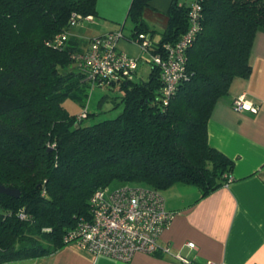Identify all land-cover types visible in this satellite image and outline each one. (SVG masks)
Segmentation results:
<instances>
[{"label": "trees", "instance_id": "obj_1", "mask_svg": "<svg viewBox=\"0 0 264 264\" xmlns=\"http://www.w3.org/2000/svg\"><path fill=\"white\" fill-rule=\"evenodd\" d=\"M151 2L131 0L130 35L122 34L131 42L144 35L150 55L183 36L192 5H199L183 76L167 103L161 70L150 59L147 79L136 69L106 85L77 59L93 38L108 34L89 38L85 49L70 34L73 17L78 24L98 16L97 0H0V184L20 194L0 193V264L65 246L64 234L90 219L96 189L128 184L161 192L182 183L206 195L232 180L233 160L208 143L207 124L234 78L250 74L264 0H170L157 41L143 17ZM62 33L66 39L54 46ZM95 85L117 87L123 109L88 124L87 111L71 115L60 101L85 106Z\"/></svg>", "mask_w": 264, "mask_h": 264}, {"label": "crops", "instance_id": "obj_2", "mask_svg": "<svg viewBox=\"0 0 264 264\" xmlns=\"http://www.w3.org/2000/svg\"><path fill=\"white\" fill-rule=\"evenodd\" d=\"M130 2L97 0L98 16L87 17L86 22L70 29L77 45L85 49L89 38L122 30ZM151 5L143 14L151 8L147 14L152 24L163 30L169 2L158 8ZM116 46L132 56L131 45L118 41ZM249 61V76L234 78L228 93L214 104L207 124L208 143L233 160L232 180L206 195L195 185L182 183L161 191L165 209L173 212V217L159 242L194 263L264 264V29L256 32ZM238 96H243L246 105L251 104L255 111L233 108L232 101ZM190 241L194 242V249L186 246ZM3 264L182 263L170 254L141 252L129 261L115 260L69 243L49 255Z\"/></svg>", "mask_w": 264, "mask_h": 264}, {"label": "built area", "instance_id": "obj_3", "mask_svg": "<svg viewBox=\"0 0 264 264\" xmlns=\"http://www.w3.org/2000/svg\"><path fill=\"white\" fill-rule=\"evenodd\" d=\"M198 11L199 5L194 3L189 11L190 26L177 42L166 45L162 54H149V59L161 70L164 103H167L178 80L183 76L185 49L197 31ZM71 24L77 25L74 17ZM66 35L62 33L56 36L54 46H60ZM121 36L122 32L118 30L93 38L87 51L77 56L78 60L89 67L94 81L99 85L109 84L119 78L130 79L138 67L137 58L116 49ZM134 43L147 53L151 42L140 34ZM232 106L237 110L255 111L251 104L246 105L243 96L236 97ZM89 209L90 219L80 221L64 234L63 241L66 244L75 243L95 255L121 261H129L135 253L141 252L150 255L170 254L182 264H196L179 253H172L169 246L159 242L162 231L173 217V212L165 209V200L160 191L128 184L103 187L92 193ZM186 246L195 248L192 241L187 242Z\"/></svg>", "mask_w": 264, "mask_h": 264}, {"label": "rangeland", "instance_id": "obj_4", "mask_svg": "<svg viewBox=\"0 0 264 264\" xmlns=\"http://www.w3.org/2000/svg\"><path fill=\"white\" fill-rule=\"evenodd\" d=\"M187 1L189 2L191 0ZM164 2H169V0H154L151 3V7L156 6L158 8ZM150 10L152 9L149 8L147 11L150 12ZM148 12L145 11V15L143 14V17L152 27H154V29L157 30L153 34L154 41H157L160 37L159 31L162 30V28L156 24H152L153 22L151 16L147 14ZM159 14L163 15L162 13ZM83 22H86V20H81L79 23L82 24ZM131 27L132 23L130 19L127 18L124 27L121 30L122 34L126 36L130 35ZM118 41L120 44L125 43L127 45H131L130 48L133 50L130 53L132 54V57L137 58L139 62L136 70L137 78H141L144 80L147 79L151 68L148 62L149 54L143 52L139 46L137 47V45H134L132 42L128 41L123 36H121ZM116 88L117 87L111 89L108 86H93L89 90L85 106H82L79 102H76L69 97H64L60 102L62 106L71 115H78L84 111H87L90 116L88 119L85 120V122L88 124H92L94 122H99L104 119L114 118L122 111L123 103L120 102V96L122 95V92Z\"/></svg>", "mask_w": 264, "mask_h": 264}, {"label": "water", "instance_id": "obj_5", "mask_svg": "<svg viewBox=\"0 0 264 264\" xmlns=\"http://www.w3.org/2000/svg\"><path fill=\"white\" fill-rule=\"evenodd\" d=\"M0 193L10 195V196H14V197H18L20 195L19 191L17 189L9 188V187H6L2 184H0Z\"/></svg>", "mask_w": 264, "mask_h": 264}]
</instances>
